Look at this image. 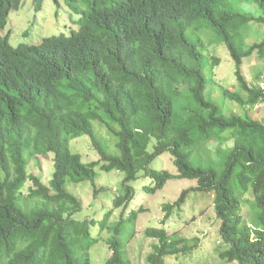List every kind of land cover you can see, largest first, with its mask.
<instances>
[{"label": "trees", "instance_id": "1", "mask_svg": "<svg viewBox=\"0 0 264 264\" xmlns=\"http://www.w3.org/2000/svg\"><path fill=\"white\" fill-rule=\"evenodd\" d=\"M64 2L80 15L76 29L14 45L5 27L22 0H0V264H92L90 248L100 240L90 231L96 220L79 217L82 200L68 186L93 180L97 165L123 172L114 208L132 201L131 182L141 171L150 178L143 187L148 194L172 178L195 179L163 204L161 222L182 209L191 191L213 192L225 246L220 258L264 264V112L258 117L251 111L264 103V75L258 70L249 81L242 69L253 53L264 61V33L250 42L259 34L254 25H264V0ZM210 32L226 45L239 85L220 86L222 100L239 105L241 113H226L208 95L220 62L205 52ZM95 122L115 136L119 154L110 151ZM81 134L91 138L97 160L84 162L70 150ZM228 140L230 148L218 147L217 157L211 156L209 142ZM166 151L177 174L150 167ZM49 154L53 173L46 184L28 164ZM143 211L129 212V232L119 227L123 217L111 224L113 210L104 213L107 264H131L127 244ZM144 235L157 240L149 264H166V256L185 255L199 243L164 227H147Z\"/></svg>", "mask_w": 264, "mask_h": 264}, {"label": "rangeland", "instance_id": "2", "mask_svg": "<svg viewBox=\"0 0 264 264\" xmlns=\"http://www.w3.org/2000/svg\"><path fill=\"white\" fill-rule=\"evenodd\" d=\"M56 1L22 0L21 6L16 10H11L8 15L5 31L11 28L9 42L14 45L19 43L38 44L43 37L57 35L61 32L69 33L71 28L76 29L80 15L77 11L69 9L64 0ZM83 8L84 5H81L80 10ZM254 30L259 34L253 36L250 42L257 41L262 37L264 25L255 24ZM204 38L206 39V37ZM206 43L207 50L205 52L220 60L219 64L214 66L215 82L208 86V95L223 106L226 113L243 112L242 110L240 112L239 105L229 100L224 102L220 93V86L231 90L239 87L234 74V62L226 45L223 41L216 39L211 32L206 39ZM263 68L264 61H259L256 53L244 58L242 69L247 80L250 81L258 70H262L264 75ZM263 110L264 103H259L251 111H255V116L260 117L264 112ZM94 124L96 132L107 140L110 151L119 154L115 136L110 134L100 123L95 122ZM154 142V139H152L149 144L148 149L150 151ZM208 145L211 156L216 158V149L218 147L230 148L232 141L228 140L221 145L218 142L211 141ZM69 147L72 152L79 153L84 162L97 160L99 157L97 150L92 145L91 138L86 134L73 138ZM52 155L40 156L38 159L31 160L28 164L29 172L39 174L46 184L53 173ZM150 167L153 169H166L172 174L178 173L173 158L167 151L156 157L151 162ZM95 170L98 174L93 180H82L77 184L68 186V190L82 200L83 208L78 214L79 217L96 220L94 226L91 225L90 231L93 236H99L100 240L90 248L89 253L92 264H107L106 261L110 254L108 244L105 241V238L110 236L109 231L100 229V222L104 213L113 210L109 221L111 224L123 217L124 219L119 227L124 232H129L132 230L127 219L129 212L139 206L144 207L145 211L138 214L134 235L127 244L131 264H149L147 255L152 250L154 243H157V240L144 235V230L147 227H164L169 234L177 232L182 237H197L199 239L195 250L185 255L166 256V264H239L237 261L226 262L219 256V251L225 246L219 234L220 220L217 218L213 207V192L205 195L191 191L182 209L178 211L177 208H174L165 224L161 222L165 214L163 204L174 202L183 189L196 185L195 179L172 178L166 182L162 189L154 194H148L143 191V187L150 183V178L144 171H141L138 178L131 182L134 188L132 201L127 205L114 208L113 199L123 193V172L118 170L105 172L100 169V165H97ZM29 185H31L30 181L26 183L24 189ZM94 192H96L95 195ZM236 193L241 196L239 190ZM242 212L244 215L248 213L247 203L242 205Z\"/></svg>", "mask_w": 264, "mask_h": 264}, {"label": "clouds", "instance_id": "3", "mask_svg": "<svg viewBox=\"0 0 264 264\" xmlns=\"http://www.w3.org/2000/svg\"><path fill=\"white\" fill-rule=\"evenodd\" d=\"M56 2H57V1H56ZM66 6H67V5H66ZM69 9H70V8H69ZM77 27H78V23H77ZM71 30H73V29L71 28ZM71 30H70V31H71ZM61 33H62V32H61Z\"/></svg>", "mask_w": 264, "mask_h": 264}]
</instances>
